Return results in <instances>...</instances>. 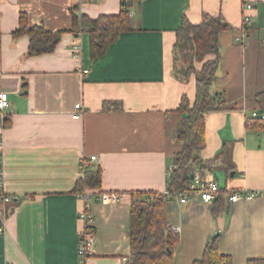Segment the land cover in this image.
Listing matches in <instances>:
<instances>
[{"label":"crops","instance_id":"obj_1","mask_svg":"<svg viewBox=\"0 0 264 264\" xmlns=\"http://www.w3.org/2000/svg\"><path fill=\"white\" fill-rule=\"evenodd\" d=\"M122 2L0 0V93L10 102L0 114V171L2 191L11 198L0 202V264H81L84 201L74 191L83 164L101 169L104 193L87 194L96 230L87 264H127L132 197L101 198L166 189L173 158L183 150L174 135L184 117L178 108L184 95L193 102L196 94L192 78L184 82L174 73L173 47L184 15L193 24L222 18L230 26L219 35L221 61L211 89L222 109L205 116L200 154L214 166L204 176L195 173L228 194L218 214L214 202L167 201V224L179 233L172 264L202 260L218 237L220 255L233 264L264 260V135L248 124L260 110L256 94L264 91V0L134 2L133 30L91 59L88 33L79 39L71 31L73 16L118 15ZM246 4L253 10L246 12ZM22 13L33 26L63 32L53 53L29 57V37H13ZM244 14L250 15L248 25ZM243 30L246 38L236 42ZM80 45L82 58H76ZM80 103L85 115L74 120ZM235 193L256 197L231 204Z\"/></svg>","mask_w":264,"mask_h":264},{"label":"trees","instance_id":"obj_2","mask_svg":"<svg viewBox=\"0 0 264 264\" xmlns=\"http://www.w3.org/2000/svg\"><path fill=\"white\" fill-rule=\"evenodd\" d=\"M144 0H123L122 11L118 15L100 16L92 20L85 15H74L72 32L88 33L91 59L104 56L120 34L133 30L130 7L134 2ZM230 26L222 18L207 19L193 24L184 15L180 27L176 30V43L173 47L174 69L181 59L183 67L177 70L176 77L184 82L190 78L195 83L193 102L188 96L182 97L178 112L184 117L175 131V138L183 145V150L173 158V172L167 181L166 189L186 192L190 189L191 177L200 172L204 176L211 170L214 162H204L201 152L206 148L205 116L212 111L222 109L220 95L211 93L217 79L221 61L219 35ZM63 32H49L43 25H31L30 17L22 13L19 26L13 33L14 38L28 36L29 57L53 53L60 44ZM255 101L261 113H264V91L257 93ZM7 120H3L7 128ZM254 131L263 132L264 120L248 121ZM264 149V143H263ZM84 177L76 184L74 191L78 196L104 194L102 192V172L100 168L82 165ZM90 192V193H89ZM131 195L132 210L128 236L131 254L127 264H172L175 246L179 242V233L170 228L166 220V196L161 192H127ZM226 190L220 191L214 201V213L218 214L224 206ZM220 237L212 240L205 249L203 259L194 264H233L232 259L219 253ZM248 264H264L256 260Z\"/></svg>","mask_w":264,"mask_h":264},{"label":"built area","instance_id":"obj_3","mask_svg":"<svg viewBox=\"0 0 264 264\" xmlns=\"http://www.w3.org/2000/svg\"><path fill=\"white\" fill-rule=\"evenodd\" d=\"M253 5L246 4L245 11H252ZM243 21L245 25L251 23L250 15L244 14ZM82 35H78L80 39ZM246 38V32L244 30L241 32L240 35L235 37L236 42L243 43L244 39ZM74 55L76 58H82V46H76L74 48ZM88 70H84L82 73L84 75L88 74ZM10 108L9 96L5 92L0 93V114H3L6 109ZM85 109L83 105L77 104L75 106V112L73 114L74 120H81L85 115ZM2 121L4 120V116L2 115ZM252 120L262 119L264 120V113L262 114L260 110L254 111L251 118ZM90 161L97 162V157L93 156L90 158ZM173 172V168L170 169L169 175ZM193 180L190 185V189L186 192H179V191H170L165 189L163 194L166 196L167 201L179 200L181 203H186L191 198H196L201 200L206 204H212L215 199L217 198L218 193L221 191L220 184L216 181H208L199 173L193 175ZM2 173L0 171V202L9 203L11 198L4 194L2 191ZM256 197L253 193H247L245 195H241L240 193L233 194L229 201L231 204H236L242 200H252ZM124 198V195L121 194H112V195H103L101 200L104 202H114ZM80 199L84 201V208L79 214V218L82 222V230L79 234V248L78 253L81 259V264H87V261L93 255L94 246L96 244V230L94 228V216L91 211V205L88 202L89 198L88 195L80 196ZM5 232L4 226H0V234ZM174 232L178 233L177 229H174ZM7 264H16L9 262Z\"/></svg>","mask_w":264,"mask_h":264},{"label":"rangeland","instance_id":"obj_4","mask_svg":"<svg viewBox=\"0 0 264 264\" xmlns=\"http://www.w3.org/2000/svg\"><path fill=\"white\" fill-rule=\"evenodd\" d=\"M182 67H183V61L180 59L179 62H178V64H177V68H178V69L174 70V73H176L177 70L182 69Z\"/></svg>","mask_w":264,"mask_h":264},{"label":"water","instance_id":"obj_5","mask_svg":"<svg viewBox=\"0 0 264 264\" xmlns=\"http://www.w3.org/2000/svg\"><path fill=\"white\" fill-rule=\"evenodd\" d=\"M193 178H194V177L192 176V177H191V180H193ZM7 205L9 206V204H7ZM14 208H15V207L13 206V208H12V210H11V213L14 212ZM216 237H217V236H215V238H216Z\"/></svg>","mask_w":264,"mask_h":264}]
</instances>
